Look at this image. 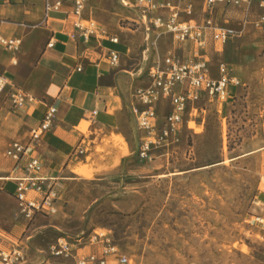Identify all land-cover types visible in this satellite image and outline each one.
Listing matches in <instances>:
<instances>
[{"label":"rangeland","instance_id":"374dc122","mask_svg":"<svg viewBox=\"0 0 264 264\" xmlns=\"http://www.w3.org/2000/svg\"><path fill=\"white\" fill-rule=\"evenodd\" d=\"M172 2L180 5L183 20L203 24L204 0ZM125 4L104 0L103 7L113 14L107 26H116L118 48L126 54L115 68L131 78L135 95L150 84L154 62L170 52L193 59L195 47L177 43L174 49L170 34L148 31L135 3ZM213 16L238 36L223 50L209 41L198 57L207 60L215 78L221 61L238 78L229 100L217 106L203 97L190 104L177 138L153 148L147 159L137 155L147 134L136 116L126 115L127 134L105 143L119 148L121 163L97 166L88 158L80 167L89 170L63 187L61 210L48 218L53 224L35 233L29 231L34 218L5 252L20 251L21 264H75L79 257L100 255L104 243L94 237L106 235L128 264H264V222L258 220L264 219V30L256 27L264 7L255 4L247 12L221 5ZM170 111V101L162 100L156 136ZM88 126L84 122L81 129ZM96 154L105 159L110 152L100 146ZM60 239L73 247L71 257L51 254ZM107 264L120 263L111 255Z\"/></svg>","mask_w":264,"mask_h":264},{"label":"crops","instance_id":"0c3cea01","mask_svg":"<svg viewBox=\"0 0 264 264\" xmlns=\"http://www.w3.org/2000/svg\"><path fill=\"white\" fill-rule=\"evenodd\" d=\"M58 2L59 10L47 11V5ZM103 2L87 0L82 21L94 20L103 32L93 34L86 43L74 27V0H0V35L21 40L16 53L0 46V70L7 80L0 95V233L4 234L0 236V252L17 245L28 226L19 216L18 202L13 195L16 182L12 176L19 175L20 171H14L15 162L6 152L14 142H27L48 107L56 108L55 120L33 149L32 156L42 159L43 176L58 190L57 213L61 210L63 187L81 179L89 170L90 167H80L88 165V158L97 166L123 160L115 144L105 143L113 135L127 134L126 115L136 116L138 100L125 70L111 67L108 62L110 51L120 56L126 54L118 48L122 46L120 43L111 41L119 37V32L116 26H107L114 18L104 9ZM122 2L134 4L137 0ZM181 21L195 19L181 18ZM209 41L207 37V44ZM13 90L22 91L33 101L22 108L13 107L8 98ZM84 122L89 124L87 131L81 129ZM100 146H106L110 152L105 159L96 154ZM53 216L37 215L29 231L34 229L37 233L51 226L53 222L48 218Z\"/></svg>","mask_w":264,"mask_h":264},{"label":"built area","instance_id":"2783aa9c","mask_svg":"<svg viewBox=\"0 0 264 264\" xmlns=\"http://www.w3.org/2000/svg\"><path fill=\"white\" fill-rule=\"evenodd\" d=\"M86 3L87 0H74L73 15L76 18L74 27L77 35L88 43L93 34L103 30L94 20L82 21ZM255 4L264 7V0H204L205 18L201 25L195 21H181V8L173 4L172 0H137L135 7L140 10L141 22L146 25L148 31L164 30L172 36L174 44H190L195 47L193 59L184 60L175 52H170L162 63L154 62L149 71L150 84L136 90L135 96L140 106L134 110L136 123L138 129L147 134L138 146V158L147 159L153 148L177 138L184 113L190 104L200 102L203 97L215 102L217 106L229 100V87L239 86L240 81L223 61L217 63L219 75L215 78L207 60L199 58L198 52L206 47L207 37L223 50L231 39L238 36L234 29L215 22L213 15L217 6H233L248 12ZM60 7V2L54 6L47 5V11L59 10ZM190 9L191 7L187 9L188 12H191ZM256 27L264 30V16L256 21ZM111 41L114 44L119 43L118 38H112ZM0 46L16 53L21 47V40L7 39L0 35ZM107 59L111 67H117L120 54L110 51ZM6 86L7 80L0 70V95ZM8 98L15 108H22L33 101L31 96L20 90L11 91ZM162 100L170 101L171 111L165 118L160 135L156 136L158 105ZM56 112L55 107H48L40 125L31 130L27 142H14L6 152V156L15 162L14 171H20L19 175L12 176L16 182L13 195L18 202L19 216L27 222L33 221L37 215L57 214L56 202L60 197L58 190L43 176L42 159L32 156L37 143L50 131ZM82 153L79 151V154ZM258 220L264 222V219ZM97 239H102L104 243L102 253L79 257L75 264H107L111 255L117 257L120 264H128L127 257L119 254V250L110 242L108 236H95L94 240ZM72 251L73 247L65 239H60L51 247V254L56 257L69 258ZM23 261L24 257L20 251L0 252V264H21Z\"/></svg>","mask_w":264,"mask_h":264}]
</instances>
